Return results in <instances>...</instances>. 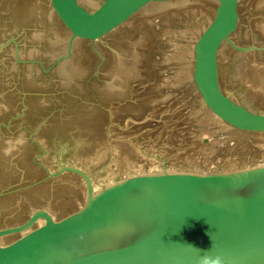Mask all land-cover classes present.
I'll use <instances>...</instances> for the list:
<instances>
[{"label":"water","instance_id":"water-1","mask_svg":"<svg viewBox=\"0 0 264 264\" xmlns=\"http://www.w3.org/2000/svg\"><path fill=\"white\" fill-rule=\"evenodd\" d=\"M205 257L264 264V0H0V264Z\"/></svg>","mask_w":264,"mask_h":264},{"label":"clouds","instance_id":"clouds-1","mask_svg":"<svg viewBox=\"0 0 264 264\" xmlns=\"http://www.w3.org/2000/svg\"><path fill=\"white\" fill-rule=\"evenodd\" d=\"M201 264H218V261L210 260L209 258L205 257L202 259Z\"/></svg>","mask_w":264,"mask_h":264},{"label":"flooded vegetation","instance_id":"flooded-vegetation-1","mask_svg":"<svg viewBox=\"0 0 264 264\" xmlns=\"http://www.w3.org/2000/svg\"><path fill=\"white\" fill-rule=\"evenodd\" d=\"M2 48V47H1Z\"/></svg>","mask_w":264,"mask_h":264}]
</instances>
